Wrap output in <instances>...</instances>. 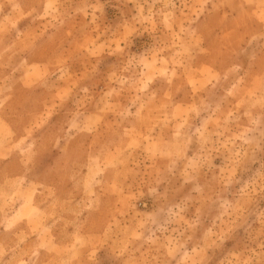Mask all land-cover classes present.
Masks as SVG:
<instances>
[{
  "label": "rangeland",
  "instance_id": "1",
  "mask_svg": "<svg viewBox=\"0 0 264 264\" xmlns=\"http://www.w3.org/2000/svg\"><path fill=\"white\" fill-rule=\"evenodd\" d=\"M0 264H264V0H0Z\"/></svg>",
  "mask_w": 264,
  "mask_h": 264
},
{
  "label": "crops",
  "instance_id": "2",
  "mask_svg": "<svg viewBox=\"0 0 264 264\" xmlns=\"http://www.w3.org/2000/svg\"><path fill=\"white\" fill-rule=\"evenodd\" d=\"M31 79H33L32 80V82L34 83V84H36V83H38V81H37V77H38V72H34V71H31ZM3 82H6V80H3Z\"/></svg>",
  "mask_w": 264,
  "mask_h": 264
}]
</instances>
